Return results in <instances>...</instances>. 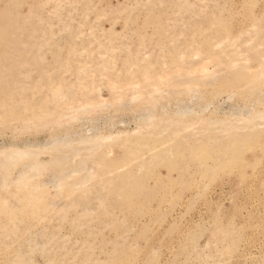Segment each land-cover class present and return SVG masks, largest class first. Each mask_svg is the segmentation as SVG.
I'll return each mask as SVG.
<instances>
[{
    "label": "rangeland",
    "instance_id": "rangeland-1",
    "mask_svg": "<svg viewBox=\"0 0 264 264\" xmlns=\"http://www.w3.org/2000/svg\"><path fill=\"white\" fill-rule=\"evenodd\" d=\"M0 264H264V0H0Z\"/></svg>",
    "mask_w": 264,
    "mask_h": 264
}]
</instances>
